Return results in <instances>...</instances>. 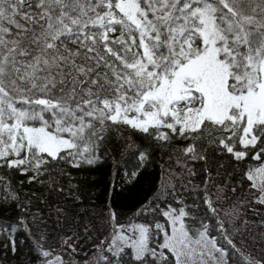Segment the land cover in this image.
Listing matches in <instances>:
<instances>
[{"label": "snow or ice", "instance_id": "1", "mask_svg": "<svg viewBox=\"0 0 264 264\" xmlns=\"http://www.w3.org/2000/svg\"><path fill=\"white\" fill-rule=\"evenodd\" d=\"M19 236L264 264V0H0V264Z\"/></svg>", "mask_w": 264, "mask_h": 264}, {"label": "trees", "instance_id": "2", "mask_svg": "<svg viewBox=\"0 0 264 264\" xmlns=\"http://www.w3.org/2000/svg\"><path fill=\"white\" fill-rule=\"evenodd\" d=\"M101 185V189H102ZM18 239L20 240V250L21 255L19 259L17 260L16 264H27V261L30 259L29 256V249H28V242L24 240L23 236H19Z\"/></svg>", "mask_w": 264, "mask_h": 264}]
</instances>
